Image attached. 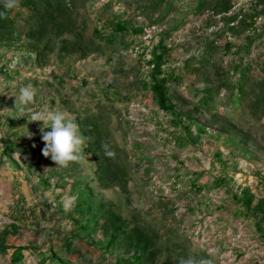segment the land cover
Here are the masks:
<instances>
[{"label": "rangeland", "instance_id": "1", "mask_svg": "<svg viewBox=\"0 0 264 264\" xmlns=\"http://www.w3.org/2000/svg\"><path fill=\"white\" fill-rule=\"evenodd\" d=\"M209 1L196 12L197 0H174L166 14L164 4L153 9L147 0H75L71 18L56 23L72 32L53 30L41 40L30 35L38 18L21 0L8 12L12 36H0V264H13L17 249L24 255L19 264H129L130 253L110 248L103 229L71 238V218L84 201L156 232L157 264L188 256L264 264V234L243 203L264 201V111L249 96L236 107L225 88L213 93L209 108L195 111L197 92L235 82L236 68L249 65L250 77L263 79L264 14L252 29L242 22L264 3L231 0L230 11L219 13L221 0ZM234 14L232 26L227 18ZM117 22L127 31L116 34ZM137 27L144 32H134ZM79 38L81 51L63 50ZM161 39L171 49L165 70L180 78L169 84L180 116L160 110L144 86ZM209 45L217 50L201 68L195 60ZM29 84L36 95L24 104L20 89ZM45 109L79 126L85 138L79 161L60 167L42 155L44 125L30 114ZM87 118L104 127L115 152L109 165L115 171L118 165L122 176L101 179L81 125Z\"/></svg>", "mask_w": 264, "mask_h": 264}, {"label": "trees", "instance_id": "2", "mask_svg": "<svg viewBox=\"0 0 264 264\" xmlns=\"http://www.w3.org/2000/svg\"><path fill=\"white\" fill-rule=\"evenodd\" d=\"M22 6L29 8L35 13L38 18V27L33 29L30 33L32 37L41 40L49 33H53V30H60V32L71 31L70 28L59 25L57 29L56 23L58 19L63 16L71 18V10H73V3L75 0H21ZM147 6L153 9L165 5L166 14H168L174 5V0H147ZM264 3V0H259ZM210 4L209 0H197L195 9L196 12H202ZM216 10L219 13H228L232 8L231 0H221L216 6ZM214 7V8H215ZM264 14V8L259 12L255 11L251 15V21L242 22L245 29H252L256 23V19L259 15ZM9 14L7 13L6 18H0V36L4 38H10L12 31L9 29L10 24L8 23ZM238 20V15L234 14L227 18L229 25L235 26V22ZM116 34L127 31V26L123 22H117L114 24ZM113 31V32H114ZM134 32H144L142 27H137ZM100 36V34H99ZM250 36V35H249ZM252 37H249V43L247 51L249 52L250 45L252 44ZM66 42V41H65ZM68 42H66L67 44ZM82 41L77 39L70 45H65L63 50L67 52H77L83 49ZM231 45L227 43L226 52L228 53L231 49ZM206 53H202L197 56L195 60L199 63V67L204 68L206 64L211 63L212 54L211 50H217V47L211 45L207 48ZM170 47L165 44V40L161 39L157 45L151 50V59L149 65L152 67L150 73V80L144 81V86L148 89L153 97L155 98L160 110L172 113L180 116L177 111V105L173 102L170 94V82L180 80L174 72H167L165 66L169 63ZM210 51V52H209ZM89 50L83 51V56L89 54ZM93 52V51H92ZM251 66H245L242 70L238 68L235 72H240L239 77L233 83H222L217 88L207 86L202 91L197 92L202 94L199 98L198 104L195 105V111H199L202 108H209L211 103L214 101L213 93L220 91L222 88L227 89L229 93V99L232 104L236 107H241L242 101L247 96L251 97L260 110L264 111V77L260 81H255L250 77ZM181 118V117H180ZM178 122V121H177ZM179 124V123H177ZM81 125L86 129V137L89 144L90 150L93 152L98 164V172L103 182L122 176L125 174L123 170L117 165L116 171L112 169L109 158L105 156L104 151L101 149V143H106V132L102 125L96 122L93 118H87L81 121ZM8 146H14V144H8ZM118 178V177H117ZM120 178V177H119ZM244 205L248 212L252 213L258 219V227L264 234V201L253 203L251 197H245L243 200ZM78 212L77 217L71 218L74 224V230L71 238L84 236L91 237L98 230H105L106 237L108 238V245L110 248H122L125 252L130 253V256L125 259L129 264H157L160 257V248L157 246L158 234L149 227L142 224L130 225L123 217L122 214L116 210L109 208L102 210V208H95L93 203H78L75 209ZM8 231H4L1 237V243L6 241ZM72 239H67L66 244L69 248L72 245ZM24 255L20 249L15 250L12 263L19 264L23 261ZM164 264H172L169 261H165Z\"/></svg>", "mask_w": 264, "mask_h": 264}, {"label": "clouds", "instance_id": "3", "mask_svg": "<svg viewBox=\"0 0 264 264\" xmlns=\"http://www.w3.org/2000/svg\"><path fill=\"white\" fill-rule=\"evenodd\" d=\"M0 6H2L0 7V18H6L9 11L20 6V0H0ZM35 95V89L29 84L20 89L19 99L24 104H28L34 101ZM30 116L31 121H39L44 125L41 127L42 140L45 145L42 149L44 157H50L60 167H66L70 162L81 159V153H84L85 148V138L79 134V126L69 120L66 114L45 109L33 112ZM45 128H50L51 131H44ZM101 149L105 156L115 158V152L108 144L102 142ZM179 264H211V261L188 256L181 258Z\"/></svg>", "mask_w": 264, "mask_h": 264}]
</instances>
